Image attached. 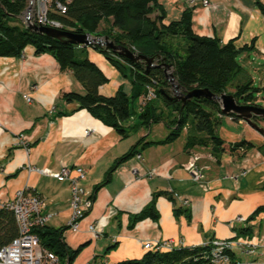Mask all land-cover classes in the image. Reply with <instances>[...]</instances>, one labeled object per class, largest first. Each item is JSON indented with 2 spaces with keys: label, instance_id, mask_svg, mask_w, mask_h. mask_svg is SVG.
I'll return each mask as SVG.
<instances>
[{
  "label": "crops",
  "instance_id": "0c3cea01",
  "mask_svg": "<svg viewBox=\"0 0 264 264\" xmlns=\"http://www.w3.org/2000/svg\"><path fill=\"white\" fill-rule=\"evenodd\" d=\"M196 1L193 6L190 0H159L165 12L164 22L179 20L183 11L191 8L195 34L216 37L222 43L235 39L237 48H246L240 55L241 64L264 70V16L255 0H208L209 7L202 0ZM88 56L109 78L108 83L99 87L101 95L114 96L119 89L128 95L132 93L131 81L103 54L88 47ZM261 80L264 81V75ZM259 88L258 95L264 98V82ZM84 91L70 71L61 70L53 56L36 55L32 47H27L21 57H0V203L24 188L38 194L42 213L52 215L46 224L66 227L64 240L71 248L87 243L73 264L139 259L147 252L143 245L148 241L195 246L230 238L246 226L253 228L259 247L253 255L234 249L231 264H264V212L247 220L258 207L264 206L262 134L245 121L228 116V120L244 126L241 135L230 132L223 128L224 116L218 129L220 137L228 143L246 139L255 147L241 157L225 152L220 161L210 148L186 149L185 131L171 143L142 149L140 145L139 153L120 164L95 193V186L105 181L115 161L141 138L144 142L163 140L170 130L163 122L137 125L123 139L87 110L77 109L76 101L64 98L65 93ZM137 104L133 106L139 111L141 102L138 100ZM162 109L167 111L163 105ZM137 117L132 116L125 124L139 123ZM20 135L25 141L19 140ZM192 153L199 156L198 164L208 183L206 190L186 169ZM62 165L84 167L86 175L79 185L84 190L83 198L93 200L77 230L69 227L70 184L54 176ZM31 166L45 169L47 174L29 169ZM159 192L167 194L157 198L158 221L147 218L129 229L131 217ZM179 208L187 212L176 214ZM112 246L115 247L108 251Z\"/></svg>",
  "mask_w": 264,
  "mask_h": 264
},
{
  "label": "trees",
  "instance_id": "16d2710c",
  "mask_svg": "<svg viewBox=\"0 0 264 264\" xmlns=\"http://www.w3.org/2000/svg\"><path fill=\"white\" fill-rule=\"evenodd\" d=\"M67 6L65 14L54 9L48 17L57 20L65 31L76 35L107 36L116 45L131 50L135 55L153 58L156 66L147 68L145 61L132 62L122 54L108 50L104 46L72 44L64 39L47 36L21 22V15L28 6V0H0V57H21L27 47H32L36 55L49 54L58 62L61 70L70 71L76 81L84 88V93H65L64 98L78 103L77 109L87 110L93 117L117 131L121 138H128L137 126H150L163 122L170 130L163 140L144 142L141 138L130 150L118 158L107 171L105 181L95 186L96 193L108 182L112 173L139 150L152 144H167L175 141L183 131L186 132V149L197 146L210 148L211 154L220 161L225 152L243 156L255 145L246 139L236 143L225 142L218 129L222 123L221 106L218 101L205 96H197L182 101L171 90L170 80L163 64L170 66L171 74L179 85L181 94L208 89L214 95L230 94L236 101L245 105H258L261 88L254 86L252 77L240 62V55L246 48L236 47L235 39L222 43L216 37L201 36L192 29V9L186 8L179 20L165 23V12L159 0H60ZM264 16V2L255 0ZM109 25L102 31V23ZM88 47L101 54L132 83V93L126 94L119 89L114 96H103L99 87L108 83L109 78L93 63L88 56ZM230 87L233 91H230ZM151 88L156 97L161 98L162 110L147 102L138 111L133 106ZM138 115L139 123L125 124L132 116ZM233 120L240 119L230 115ZM255 121H260L257 117ZM264 121V120H263ZM138 149V146H140ZM10 154H8L9 156ZM94 193V194H95ZM156 193L150 202L131 217L128 228L144 219L158 221ZM93 198V197H92ZM174 200L172 196H169ZM176 214L187 211L176 209ZM264 212L258 207L247 220ZM66 227L54 228L47 224L34 227L40 245L53 252L60 264H73L87 243L77 248L69 247L64 240ZM253 228L246 226L238 229V236H253ZM19 235V228L13 211L0 208V249ZM115 246L109 247L108 251ZM211 241L195 246L179 244L170 250H149L139 259H127L113 264H206L211 253ZM231 259L234 250L229 251ZM233 261V259H232Z\"/></svg>",
  "mask_w": 264,
  "mask_h": 264
},
{
  "label": "built area",
  "instance_id": "2783aa9c",
  "mask_svg": "<svg viewBox=\"0 0 264 264\" xmlns=\"http://www.w3.org/2000/svg\"><path fill=\"white\" fill-rule=\"evenodd\" d=\"M35 1V4L33 3ZM122 1V0H119ZM191 5H197L196 0H190ZM204 6L209 7L208 0H202ZM54 5V9L65 14L67 6L60 0H29L25 12L21 15V22L24 26L33 25L52 27L62 29V25L57 20L48 17L49 10ZM156 97L154 91L148 88L147 93L142 97L141 107ZM31 99L28 98V101ZM20 141H25L23 135L19 136ZM199 156L192 153L187 163V170L191 178L202 188L207 189L208 183L204 180L202 168L198 164ZM29 169L39 173L47 174L45 169L29 167ZM84 167L75 165L73 167L62 165L60 170L54 176L60 180H67L71 189V219L69 227L77 230L80 226V220L86 215L93 205L91 198H83L84 190L79 182L85 177ZM187 204V200L183 201ZM41 197L30 191V188L18 190L12 199L0 203V208H7L14 212L19 228V235L9 244L0 249V264H60L57 256L44 249L40 245L37 234L32 229L37 226L45 225L51 218L50 214H43ZM92 231H94L93 227ZM212 250L206 264H231L232 259L229 255L230 250L241 249L245 254L253 255L259 243L256 237L238 236L236 233L230 238L213 239L211 241ZM146 251L149 250H170L173 246L162 244L159 241H148L143 245ZM236 264H248L244 261H238Z\"/></svg>",
  "mask_w": 264,
  "mask_h": 264
},
{
  "label": "water",
  "instance_id": "95a60500",
  "mask_svg": "<svg viewBox=\"0 0 264 264\" xmlns=\"http://www.w3.org/2000/svg\"><path fill=\"white\" fill-rule=\"evenodd\" d=\"M30 28L37 30L41 33L46 34L49 37L56 38V39H64L68 43L72 44H81V45H91L95 44L102 45L101 41H95V39L91 40L90 34H82V35H76L74 33H71L69 31H65L62 29L52 28V27H44V26H37L33 25L30 26ZM100 40V39H99ZM104 43L105 47L108 50H111L113 52L119 53L127 57L132 62L137 61H145L147 63V68L156 66L153 58H146L142 55H135L131 50L128 48L116 45L114 42L110 41L107 36L104 37ZM165 67V70L168 71L170 69V66L163 64ZM167 76L170 80V82L173 83V86L175 88V93L178 94L179 92V85L175 83L174 76L171 73H167ZM182 101H185L186 99L197 97V96H205L207 98L214 99L219 102L222 110V114L224 116H230L235 115L239 119L245 121L248 125H250L253 129L258 131L260 134L264 136V127L259 124V122L255 121L254 119L257 117L260 121L264 120V107L258 106V105H245L240 104L236 101L235 97L230 94H222L220 96L212 94L208 89H202V90H192L183 94L179 95Z\"/></svg>",
  "mask_w": 264,
  "mask_h": 264
},
{
  "label": "rangeland",
  "instance_id": "374dc122",
  "mask_svg": "<svg viewBox=\"0 0 264 264\" xmlns=\"http://www.w3.org/2000/svg\"><path fill=\"white\" fill-rule=\"evenodd\" d=\"M33 3L35 4V1H33ZM28 4H29V0H28ZM109 24L108 23H106V22H104V23H102L101 24V26H100V28H99V31H102V30H104L107 26H108ZM90 39L91 40H93V39H95V41H101V43H102V45H100V46H104L105 47V45H103V43H104V36H91L90 37ZM100 39V40H99ZM94 44H95V42H93ZM246 71L248 72V74L252 77V79H253V83H254V86H256V87H260L261 86V84H262V82H264V81H262L261 80V78H262V76L264 75V70H256V69H254V68H252L251 66H246ZM169 73H171V70H168V74ZM175 83H176V81H175ZM170 85H171V90H172V92H173V94L174 95H180L181 93V90H179V92H178V94L177 93H175V88H174V86H173V83L172 82H170ZM230 89V91H233V88L232 87H230L229 88ZM258 104H260L261 106H263L264 107V98L263 97H261V96H258V100L256 101ZM139 103V102H138ZM133 105H138L137 103H135V104H133ZM152 105H154V106H156L158 109H159V111H161L162 110V114H163V116H167V114H168V111H164L163 109H162V105H163V103H162V99L161 98H155L154 100H153V102H152ZM229 118H228V116H225L224 117V124H222L223 125V128L225 127L228 131H230V132H233V133H237V134H239V135H241V132L242 131H244V126L243 125H238L237 123H234V122H232V121H230V120H228ZM259 124L260 125H262L263 127H264V121H261V123L259 122ZM255 130V129H254ZM184 135V134H183ZM185 136V135H184ZM183 136V137H184ZM185 138V137H184ZM186 169H187V166H186ZM188 171V170H187ZM189 172V171H188ZM202 172H203V175H204V171H203V169H202ZM204 179H205V175H204Z\"/></svg>",
  "mask_w": 264,
  "mask_h": 264
},
{
  "label": "flooded vegetation",
  "instance_id": "af4514ba",
  "mask_svg": "<svg viewBox=\"0 0 264 264\" xmlns=\"http://www.w3.org/2000/svg\"><path fill=\"white\" fill-rule=\"evenodd\" d=\"M261 121H263V120H261ZM261 121H258V122H260V123H261Z\"/></svg>",
  "mask_w": 264,
  "mask_h": 264
}]
</instances>
